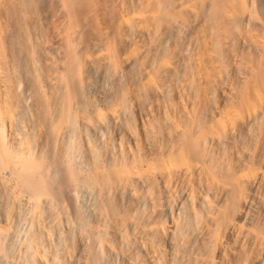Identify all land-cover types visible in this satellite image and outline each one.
Returning a JSON list of instances; mask_svg holds the SVG:
<instances>
[{
    "label": "bare ground",
    "instance_id": "bare-ground-1",
    "mask_svg": "<svg viewBox=\"0 0 264 264\" xmlns=\"http://www.w3.org/2000/svg\"><path fill=\"white\" fill-rule=\"evenodd\" d=\"M0 264H264V0H0Z\"/></svg>",
    "mask_w": 264,
    "mask_h": 264
},
{
    "label": "rangeland",
    "instance_id": "rangeland-1",
    "mask_svg": "<svg viewBox=\"0 0 264 264\" xmlns=\"http://www.w3.org/2000/svg\"><path fill=\"white\" fill-rule=\"evenodd\" d=\"M21 225H19V228H18V230H19V233L17 234V237H16V247H17V242H19L18 240H20V239H22L21 241L23 242V239H24V236H25V226L22 224V223H20ZM23 226V228H21ZM21 228V229H20ZM23 230V231H22ZM21 234V235H20ZM20 235V236H19ZM18 238V239H17ZM22 242H21V244H22ZM18 245H20V242H19V244ZM19 248H20V246H19ZM18 248V249H19ZM18 249L16 250V248H15V251H14V254L16 253V254H18ZM18 251V252H17Z\"/></svg>",
    "mask_w": 264,
    "mask_h": 264
}]
</instances>
